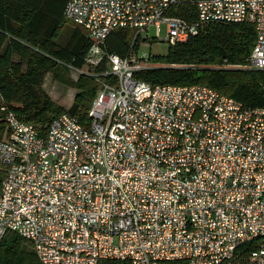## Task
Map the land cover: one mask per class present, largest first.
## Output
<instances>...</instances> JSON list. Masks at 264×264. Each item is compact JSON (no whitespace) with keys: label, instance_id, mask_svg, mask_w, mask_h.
<instances>
[{"label":"built area","instance_id":"2783aa9c","mask_svg":"<svg viewBox=\"0 0 264 264\" xmlns=\"http://www.w3.org/2000/svg\"><path fill=\"white\" fill-rule=\"evenodd\" d=\"M63 17L91 39L84 65L66 66L100 86L86 120L64 111L44 132L0 100V241L17 233L42 264H264V107L202 83L151 84L134 74L149 52L102 46L120 29L133 48L160 41L162 25L172 45L249 22L245 65L264 69V0H67Z\"/></svg>","mask_w":264,"mask_h":264},{"label":"trees","instance_id":"16d2710c","mask_svg":"<svg viewBox=\"0 0 264 264\" xmlns=\"http://www.w3.org/2000/svg\"><path fill=\"white\" fill-rule=\"evenodd\" d=\"M66 3L67 0H0V100L42 132L64 111L86 120L100 86L94 75L80 73L77 80L68 75L66 63L82 67L91 39L75 25L66 40L60 39L68 22L63 17ZM190 10L181 7L178 14L191 19ZM255 38L254 26L249 22L209 23L186 41L168 45L164 54L149 52V64L134 74L151 84H206L244 106L264 107V69L245 65ZM131 41V31L120 29L112 31L102 46L123 55L141 44L136 38L131 48ZM105 64L104 57L90 69L101 71ZM47 73L78 89L69 107L56 102L44 88ZM101 78L114 81L111 75ZM6 131L0 111V139ZM0 264L42 263L27 239L9 231L0 241ZM98 264L131 263L105 258Z\"/></svg>","mask_w":264,"mask_h":264},{"label":"rangeland","instance_id":"374dc122","mask_svg":"<svg viewBox=\"0 0 264 264\" xmlns=\"http://www.w3.org/2000/svg\"><path fill=\"white\" fill-rule=\"evenodd\" d=\"M74 25L70 22H66L65 26L63 27L61 38L66 40L71 28ZM153 27H150V35L153 36ZM166 31L165 27L162 25L160 30V41H153V42H141L137 52H150L151 54H164L168 48V44L163 41L162 39L165 38ZM133 33L131 32V40H132ZM68 75L72 80H77L79 77L78 73H74L72 71H68ZM44 88L50 94V96L58 103H60L65 108L69 107L73 101L74 93L78 90L76 87L60 82L55 79L51 73H47L44 79Z\"/></svg>","mask_w":264,"mask_h":264}]
</instances>
